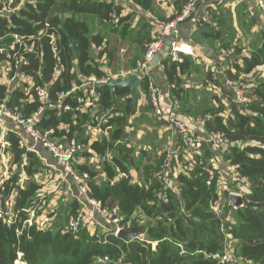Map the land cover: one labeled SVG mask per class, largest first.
<instances>
[{
  "label": "trees",
  "instance_id": "obj_1",
  "mask_svg": "<svg viewBox=\"0 0 264 264\" xmlns=\"http://www.w3.org/2000/svg\"><path fill=\"white\" fill-rule=\"evenodd\" d=\"M132 1L143 10L150 8L151 0ZM16 2L21 4L11 12H4L0 5V63L9 61L13 64V54L21 51L27 65L20 62L16 72L31 79L35 86L45 87L47 90L46 106L37 121L38 127L43 131L54 129L55 136L59 138L75 139L85 144L86 149L76 157L81 163L75 162V168L78 173L88 176V196L103 207H116L118 215L123 218L122 224L129 221L131 230L145 233L146 240L157 242V245L153 251L150 244L138 239L125 242L114 236L108 237L105 242L102 238L90 236L84 227L75 235L66 231L68 215L78 214L79 206L75 201L63 210L65 216L57 214L51 230L40 231L30 227L23 229L17 236L15 226H8L0 220V264H14L19 255L25 264H108L104 262V258H108L110 262L122 258L123 264H215L212 256L222 251L225 234L236 241L234 252L241 264H264V78L257 79L252 85V100L246 106L237 104L233 101L234 96L223 92L229 101L230 115L227 117L224 115L226 108L222 98H208V93L202 90L203 97L198 102L193 94L194 89L184 88L185 78L193 71L200 72L191 58L184 57L181 63L170 60L162 63L168 84L174 85L170 97L179 107L177 115L193 118L199 115L204 118L207 115L208 119H204L206 135L211 132L224 133L230 142L228 149L220 155L222 163L233 167L239 177L246 179L244 184L247 193L243 195V207L232 209L227 205L225 208L226 215L231 212V220L225 223L224 234L221 231V221L210 210V204L219 198L216 180L212 185H206V175L198 165L199 160L192 169L185 167L187 175L178 174L175 180L180 193L176 195L165 190L162 183L161 166L165 152L151 158V149L144 150L141 146L136 150V147L130 145L125 127L128 119L135 116L136 112H132L128 89H111L105 85L96 87L97 103L102 110L117 106V113L120 114L113 116L102 126L103 129L111 127L109 140L102 138L89 141L86 137L89 125L93 123L89 113L79 111L76 101L78 97L84 98L83 89L76 90L63 99L61 107L69 106L71 111L54 107L56 94L68 93L72 83L79 86L91 76L97 79L107 78L101 64L105 48L97 52L94 50L102 47L104 38L101 32L93 31L91 23L96 21L103 28L109 25L113 31H117L118 26L128 19L121 16L120 7L113 8L104 0ZM113 12L118 17L116 24L109 17ZM213 14L216 15V12ZM214 24H200L202 26H198L193 42H208L213 45L217 41H223L221 25ZM230 30L233 31L232 28ZM14 36L21 39V46L15 43ZM233 40V36L230 40H224L225 43L218 50L224 51ZM240 51L241 49L235 48L234 56H240ZM234 58L223 73L227 80L223 77L220 79L236 81L240 74L247 75L264 66V35L248 56ZM211 75V72H207L206 77L213 85L222 88L223 81L213 80ZM141 89L145 90L144 83ZM121 99H124V104H120ZM2 101L8 108L17 107L26 117L40 108L34 91L26 94L20 88L0 84V103ZM214 101L217 102L216 107L212 105ZM143 118L139 113L133 120L131 126L134 132L139 130L136 122ZM157 122L158 126L165 124L164 121ZM5 124L10 122L5 121ZM14 129L8 128L6 131L5 142L8 146L4 153L10 155V164L15 171L4 181L2 187L6 197L14 195L13 211H20L19 216L24 219L21 210L30 206L40 190L34 178L43 169V161L39 155L28 152L21 146L24 134L22 130ZM117 141L120 142L119 145L116 144ZM151 144L153 145L149 143ZM177 144L178 138L175 146ZM202 150L206 161L219 156L212 153L206 145ZM135 152H138V157H134ZM107 153L111 160L99 162V169L89 162L93 155L101 158ZM144 158H147V164H142ZM181 158L182 156L179 160ZM140 167L142 179L133 184L130 174L132 171H139ZM119 172L128 177L120 178ZM22 174L27 179L21 186ZM164 193L167 195V202L161 200ZM136 211L149 220L147 227L139 225L141 215L132 217Z\"/></svg>",
  "mask_w": 264,
  "mask_h": 264
},
{
  "label": "built area",
  "instance_id": "obj_2",
  "mask_svg": "<svg viewBox=\"0 0 264 264\" xmlns=\"http://www.w3.org/2000/svg\"><path fill=\"white\" fill-rule=\"evenodd\" d=\"M108 4H111L113 8L117 7L122 3H131V0H104ZM205 0H185L182 4L180 10L176 12L169 20L163 22L157 35L150 41L146 47V51L142 58L135 63V66L128 68L127 70L120 71L113 78L126 79L128 77L134 76L140 81L141 84H145V93L147 105L152 109L154 118L160 121H164L165 126L172 131L178 138V144L173 148L169 149L165 153V158L161 166L162 174L161 179L164 184L165 190H170L176 195H179V186H173L174 180L177 178L179 173L186 174L185 167L192 169L198 161V165L201 170L206 175V185L210 186L216 180L217 182V168L216 163L213 158L206 161L202 147L207 146L212 153L219 154L225 152L230 142L224 133L211 132L207 135H202L197 137L194 135L189 123L181 115H177L174 111L173 104L164 103L160 96V93L155 86L154 82L149 78L148 73L153 66H162L165 60H170L172 62L181 63L184 57L191 58L194 62L199 63L200 54L196 50L195 46L191 43L183 40L180 36L179 26L185 22H194L205 25H211L213 22V16L210 11H205V13L200 18H195L197 15V6L199 3H203ZM257 6L264 12V0H256ZM21 4L17 3L16 0H0V5L3 7L4 12H11L18 8ZM110 19L117 21L118 17L115 12L109 15ZM48 27V25H45ZM15 43L22 45V41L18 36H14ZM14 49V47L12 48ZM227 55H231L228 52ZM13 64L9 61H5L6 70L9 74V82L18 81L25 85L23 91L29 94L31 91L35 92L37 101L40 104V108L36 113L31 114L26 117L17 107L8 108L4 101L0 103V128L2 132L5 131L3 125L5 121H8L14 125L17 130H22L25 140H21V144L26 146L28 152L36 153V147L40 146L44 151H46L54 161V167L60 172V181H64L69 178L76 187L78 193L82 197V204L84 205L83 210L77 214V216L68 217L67 230L71 231L74 235L82 227L86 228L90 236H95L99 239L102 238L103 241H107L110 236L118 237L121 230H131L130 222L122 224L123 218L118 215V209L103 207L99 202L91 199L88 196V187L86 181L88 180L87 174H80L75 168L76 157L78 154L86 149L85 144L75 141V139L64 140L55 136L54 129L47 131L41 130L37 121L42 115L44 107L46 106L47 90L45 87L35 86L33 81L27 77L18 74L17 69L20 62L27 65L24 56L21 51H17L13 54ZM215 70V71H214ZM13 76L10 77V74ZM211 73L214 79L221 74L217 69H213ZM109 78L89 77L83 80L82 84L77 86L72 83V88L68 93H57L55 108H61L62 111H71L69 106L61 107L63 99L69 94L74 93L76 90L83 89L85 96L84 98L78 97L76 99L79 104V111L85 112L87 109L90 110V118L92 119V125L88 127V134L92 139H102L105 137L108 139V130L110 127L102 129L103 125H106L108 120L111 119L114 114V107L111 109L103 111L98 102V96L96 94V87L99 85H105ZM234 87V99L239 105H248L252 98L247 96L246 87L238 82V80L230 83ZM8 83V87H9ZM20 85H15L14 87H19ZM12 86H10L11 88ZM21 89V87H19ZM171 88L173 86L171 85ZM237 89V91H236ZM31 98V97H30ZM100 136V137H98ZM98 137V138H96ZM1 150L0 154L5 159L4 150L8 146L7 143H0ZM182 156L181 160L179 157ZM10 155H8V158ZM110 154L107 153L104 157H98L93 155L90 161L96 164V168L99 169V162L110 161ZM25 163V161H24ZM229 167L231 182L236 185L234 190H227V196L225 200H221V195L219 198L210 204V210H212L216 218L221 221V231L225 234V223L231 220L230 213L226 215L225 219L222 218L226 206L228 205V196L236 195L243 198V195L247 193L245 190L246 182L245 178L239 177L235 169L226 164ZM24 175L22 174V179H20V184L24 182ZM120 178H127L128 175L119 172ZM51 178V176L49 177ZM139 182V180H134L132 183ZM4 181L0 178V220L8 225L15 226V234L19 236L23 229L30 227H35L37 230L46 231L51 230L53 227V220L56 217L54 209L49 208V202L44 190L38 191L37 195L27 209H22L21 212L24 214L25 218L22 219L19 216V212L13 211V199L14 195L6 197L3 192ZM242 184V186H241ZM56 188L52 190V193L59 188L58 185H54ZM244 192V194H243ZM58 198V197H57ZM161 200L167 202V195L164 193L161 195ZM89 206V210L87 207ZM229 206V205H228ZM141 239L142 242L150 244L151 250L156 249L157 242L147 241L145 234ZM226 239L232 238L228 234H225ZM228 237V238H227ZM235 241V240H234ZM184 252H182L183 254ZM216 261L215 264H241L240 258L236 255L234 250L228 247V250H222L212 256ZM104 262L108 264H123L122 258H119L115 262H110L108 258H104ZM14 264H25L20 260V255Z\"/></svg>",
  "mask_w": 264,
  "mask_h": 264
},
{
  "label": "rangeland",
  "instance_id": "obj_3",
  "mask_svg": "<svg viewBox=\"0 0 264 264\" xmlns=\"http://www.w3.org/2000/svg\"><path fill=\"white\" fill-rule=\"evenodd\" d=\"M184 1L185 0H178V4H177L178 9L176 12H178V10H180ZM230 2H235V0H227V1L224 0L221 2H219V1L213 2V6H212L213 8H211L212 12H210L211 15L213 16V22L210 26H212L214 23H216L217 25L220 24L221 25V36H223V39L224 40H230L231 36H233L235 39L234 44L232 43L231 45H229L228 48H226L223 51L225 53V55H223L224 58L222 60L223 62H221V63H224L223 65L228 66V67L230 66V62L233 60L232 58L237 57V59H239L240 56H244V55L250 53L253 50V47L260 42L262 35H264V12L261 10V12L263 14V18H261L259 11L257 10V8L254 7L253 4L251 5V9L247 8V7H246V9H243V7H239V11L237 12V15H236L234 20H231V17H229V16H227V18L225 20H222L223 18H221V16H220V14L222 12H224L222 6L226 4V7H228V4ZM237 5L240 6L241 4L238 3ZM154 7L155 6L152 4V0H151L150 8L153 9ZM150 8H148V9H150ZM142 11H144V10L142 9ZM160 11H161V9L158 11L155 8L153 10H150L149 12H151V14L154 17H157V19H158L159 16L164 17L163 12H160ZM214 12H216V15L213 14ZM251 13H252V15H251ZM141 16L142 15H136L135 13L130 14V16H129L130 18H128L127 21H125L121 25L122 28L124 26L126 27V29L123 30V34L125 35L124 39L120 36V34L118 35V34H111L110 32L108 33L107 30L103 29V27L100 24H98L96 21L91 23L93 25V31L95 33L101 32L103 38L105 39L102 47H100L98 49V51L102 48H105V54L101 60V64L103 66L102 71L108 72V74L106 73L107 76H109V77H111L113 75L115 76L116 67L121 62L126 61V60L128 61V57L133 58V56H138V55L144 54L146 51V47H147L148 43L150 41H152L153 37L156 36V33L153 35V33H152L153 31H152V29L149 28V26L146 29L145 25H148V22H147V20H145L144 17H141ZM137 17H141L139 19V22H134V21H137ZM149 18H151V16H149ZM117 21H113V24H116ZM152 21H153V19L150 22H152ZM233 21H235L234 25H233ZM113 24H110V26H112ZM107 26H109V25H107ZM231 28L233 31L230 30ZM145 32H147V36L144 37L141 42L140 41L138 42V40H136V39L138 37H142V34H144ZM224 40L223 41L222 40L217 41L215 44L218 45L220 48L225 43ZM199 44H202V45L207 44L208 45V42H203V43H199ZM121 48L124 49V51H125L123 57L121 56L122 60H120V57L117 56L118 51ZM235 48L241 49L242 52L241 51L240 52L242 54L240 56L239 55L234 56ZM228 52H231V55H227ZM198 62L200 63L198 65L200 72L196 73L195 71H193L189 77H186L184 88L194 89L193 94L196 96L198 102L203 97V95L201 94L202 90H204L205 93H208V95H207L208 98L213 97V96H217L218 98H222L224 107L226 108V111H224V115L228 117L230 115L229 101L223 92L230 93L232 96H234V93H235L234 87H232L230 85V83H233V81L228 80L229 81L228 82L229 85H228L225 80L220 79V77H223V78L226 77L225 75H223V76L218 75L217 78L214 79V76L211 73L212 74L210 76L211 79L217 80V81H223L222 86H221L222 88H220L217 85H213L211 80H209L206 77V74H207V72H211L213 69H216L214 67V65H212L214 63L213 62L212 63L207 62V61L204 62L203 59L198 61ZM206 63H211V65L206 64ZM227 69H225V70H227ZM8 76H9V74H8V71L6 70L5 61L1 62L0 63V84L8 86V83H9V85L12 87H14L17 84V85H20L19 87H21V89H24L25 85L22 83H18V81L17 82L16 81L9 82ZM261 78H264V67H258L253 72H251L250 74H247V75L240 74L237 80L240 84H242L244 87H246L247 96L251 99L252 85L254 86L255 81L257 79L259 80ZM230 87H232V88H230ZM236 91H237V89H236ZM233 101H235V100L233 99ZM177 105H178V103H177ZM212 105L214 107H216L217 102H215V101L212 102ZM118 107H119V105H118ZM119 108H121V107H119ZM177 108H178L177 109V112H178L179 107H177ZM116 109H117V106H116ZM139 109H140V113L144 117L143 120L140 119L139 121L136 122V125L139 128V131L141 133L140 134L141 138L137 139L136 135L133 134L134 133L133 128L128 129V135H129L128 139H129L130 145L136 147V149L140 145H145L148 147L150 146L151 147V150H150V157L151 158H155L158 155L163 154L164 152L166 153L167 150L173 149L175 147V143L177 141L176 135L172 131H170L168 129V127H166L164 124L163 125L160 124L158 126L159 122H157V119L154 118L153 113H152V109L148 108V105L141 106V107H139ZM204 116H205L204 118L200 115L197 116L196 118L183 116V117H185V120L189 123L191 129L194 132V135H198V136L199 135H206L205 129H204V119H206V118L208 119V117H207V115H204ZM85 135H86V137H88L87 133ZM149 143H153V145L152 144L149 145ZM220 155H222V153H219V156L214 157L213 160L215 161L216 168H217V171H216L217 176L216 177H217V182H218V184H217L218 191H219V194L221 195V198H222L221 200H225V197L227 196V190H234V186H236L238 183H240V181H238L236 183V185L231 182L229 167L226 168V165L222 163ZM5 156H6L5 159L2 156H0V178L3 181H5L15 171V168L10 164V159L7 158V155H5ZM137 157H138V155H137ZM78 161H80V160H78ZM142 164H147V158H144L142 160ZM222 164L225 165V167H223ZM225 168H226V172L224 171ZM41 173H42L41 175L39 173L34 178V180L40 186V189L42 188V186L47 185V183H49V181H50V178L49 179L45 178L46 174H47V170L43 169L41 171ZM141 174H142V167L139 168V171H135V179L136 178L142 179ZM20 179H22V175H21ZM26 179L27 178L24 177V181ZM173 182H174L173 186H177L176 180H174ZM241 186H242V184H241ZM244 188L247 191L246 185ZM45 194L47 196V193H45ZM243 194H244V192H243ZM50 195H53V193L49 194L47 196V198ZM53 196H54V200L56 202L59 201V199L57 198V195H53ZM56 202H54V203H53V201L50 202L48 209H54V213L57 216L58 213L56 211H57L58 205H56ZM223 209H224V207L222 208V212H221V213H223L222 217H226V213ZM211 212L214 213L212 210H211ZM59 214H60V216H65L64 213H59ZM140 215L141 214H139L138 211H136L132 217L135 218V217H139ZM69 216H71V215H68V217ZM139 219H140L139 225H142L144 227L148 226V222H149L148 219H146L142 215L140 216ZM223 219H225V218H223ZM55 220H56V217L53 220V224H54ZM151 222L153 224L155 223V221H151ZM235 245H236V241H234V239H232V238H228V239H225L223 249L228 250V247H229L231 250H234Z\"/></svg>",
  "mask_w": 264,
  "mask_h": 264
},
{
  "label": "crops",
  "instance_id": "obj_4",
  "mask_svg": "<svg viewBox=\"0 0 264 264\" xmlns=\"http://www.w3.org/2000/svg\"><path fill=\"white\" fill-rule=\"evenodd\" d=\"M216 1L221 2V1H224V0H205L203 3L202 2L199 3L198 6H197V15L195 16V18L196 19L197 18H200L205 13V11L212 12L211 11V8H213L212 7L213 6V2H216ZM225 1H227V0H225ZM238 3H240L241 5L238 6L237 5ZM152 4L155 6L153 9L156 8V10H158V11L161 9L160 12H163L164 17L159 16V18L157 19V17H154L151 14V12H149L150 10H153V9L150 8V9H147V10L142 11L141 7L138 6V5H135L132 0H131V3H125V2L122 3L121 2V4H119L117 7H120V9H121L120 10V13H121V16L122 17L130 18L129 17L130 14H134V13L136 15H142L141 17H144L145 20H147V22H148V25H145L146 26V29L149 26V28L152 29V31H153L152 32L153 35L155 33L157 35V33H158L159 29H160L161 24L163 22L169 20L175 14V12L177 11V9H178V7H177L178 0H152ZM252 4L259 11L261 18H263V14L261 12V9H259V7L257 6L256 0H235V2H230L228 4V7H226V4H225V5L222 6L224 12H222L220 14V16H221V18H223L222 20H225L227 18V16L231 17V20H234L235 17H236V15H237V12L239 11V7H243V9H246V7H247V8H250L251 9V5ZM251 15H252V13H251ZM149 16H151V18H149ZM141 17H137V21H134V22H139V19ZM152 19H153V21L150 22ZM234 24H235V21H233V25ZM121 25L118 26V30L117 31H113L112 27H108V26L104 27L103 29L107 30V32L108 33L110 32L111 34H118V35L120 34V36L124 39L125 35L123 34V30H125L126 27L124 26L122 28ZM199 25H200V23H194V22H190V21L181 24L179 26L180 36H181V38L183 40H185V41H187V42H189V43H191L192 45L195 46L196 50L200 54V57H201L200 60L203 59L204 62L205 61L211 62V63L213 62L214 64H212V65H214V67L219 72H221L220 75H223V73L226 71L225 69H227L229 67L228 66H224L223 65L224 63H221V62H223L222 61L223 58H224L223 55H225V53L223 51H221V50H218L219 46L215 44L216 42L213 45H209V43H208V45L207 44L202 45V44L193 42L194 35L196 34ZM146 36H147V32H145L144 34H142V37H138L136 40H138V42L139 41L141 42V39L144 38V37H146ZM234 41H235V39L233 40V44H234ZM94 50L96 52L98 51V49H95V48H94ZM124 53H125V51L122 48L118 51V55L117 56L120 57V60H122V57H123ZM250 53H248V54H246L244 56H248ZM142 55L133 56V58L128 57V61L126 60V61L121 62L116 67V71H115L116 73H115V75L118 74L120 71H124V70H127L128 68L134 67L135 66V63L142 58L141 57ZM103 57H104V55H103ZM232 59H235V58H232ZM236 59H237V57H236ZM238 62H240V61H238ZM211 63H206V64H210L211 65ZM195 64L196 65H199L200 63H196L195 62ZM262 67H264V66H262ZM104 73H107L108 74V72H104ZM148 76L154 82L155 86L157 87V89H158V91L160 93V96L163 99L164 103H166V104H168V103L173 104L174 111L177 112L176 102L173 101L171 99V97H170L171 96L170 91H171L172 88H171V85L168 84V82L166 80V77H165V75L163 73V66H153L150 69V71L148 73ZM91 77H94V76H91ZM107 77H109V76H107ZM111 77L113 78L114 75L111 76ZM225 80H227V79H225ZM228 82L229 81H226V83L229 85ZM141 86H142V84L139 86V92H140L141 98H140V100L138 102L137 109L135 111L136 112V115L135 116H131L128 119L127 126L125 127V135L128 134V129L132 128L131 125L133 123V120H135V117L139 115V113H140L139 107L146 106L147 105L146 93H145V90L143 91L141 89ZM172 86L174 87V85H172ZM230 88H232V87H230ZM129 97H130V93H129ZM120 104H124V99H121L120 100ZM85 112L90 113V110L87 109ZM114 114H115V116L116 115H120V114L117 113L116 107H114ZM3 127L5 129L4 132H2V129L0 128L1 129L0 143H6L5 142V134H6L7 129L8 128H12V129L15 128L12 123L7 124V125L4 123ZM14 130L18 131L17 129H14ZM110 130H111V127L108 130V136L109 137H108L107 140H109V138H110V133H109ZM87 134H88V131H87ZM133 134L136 135L137 139H140L141 138V135H140L141 133H140L139 130L135 131ZM19 135L21 137H23V134L22 133H20ZM98 137H100V136H98ZM98 137H96V138H98ZM88 138H89V141H93L94 140V139L90 138V135L88 136ZM102 138H105V137H102ZM22 139L25 140L26 138L23 137ZM95 140H97V139H95ZM125 141H128V139H125ZM116 144L119 145L120 142L117 141ZM21 146L27 148L26 146H24L22 144H21ZM141 146H143L144 150L145 149L146 150L151 149L150 146L148 147V146H145V145H140V146L137 147V149L139 147H141ZM35 149H36L37 155H39V157L43 161V169L47 170V174H46V177L45 178L46 179L47 178L49 179V177L51 176L49 183H47V185H45V186H42V188L39 191L44 190L45 193H47V196H48L49 194L52 193V190L54 188H56V186H54V185H58V183H60L59 188H57V190L53 194V195H57L59 201L56 202L54 200V196L53 195H50L47 198L49 204L52 201H53V203L56 202V205H58L56 212L57 213H62L63 212L62 211L63 209L68 208L69 205H71L73 202L76 201L78 203V206H79V210L77 212L78 213L81 212L83 210V208H84L83 207L84 205L82 204V197L78 193L76 187L74 186V183L69 178L65 179L64 181H60V178H59L60 172L54 167V161L50 157V155L46 151H44L42 148H40V146H37ZM137 155H138V152H135L134 157H137ZM7 158H8V155H7ZM9 159H10V157H9ZM90 159H89V162L92 163L90 161ZM78 160L76 159V162L81 163V161H78ZM223 167H225V165H223ZM226 168L224 169L225 172H226ZM41 174L42 173L40 172V175ZM130 176H132V181H134L136 179L139 180L138 178L135 179V171H132L131 174H130ZM23 184H24V182H23ZM61 208H62V210H61ZM88 208H89V206L87 207V209Z\"/></svg>",
  "mask_w": 264,
  "mask_h": 264
},
{
  "label": "water",
  "instance_id": "obj_5",
  "mask_svg": "<svg viewBox=\"0 0 264 264\" xmlns=\"http://www.w3.org/2000/svg\"><path fill=\"white\" fill-rule=\"evenodd\" d=\"M105 86L113 89V88H122L128 89L130 93L132 112H135L137 109L138 102L141 98L139 92L140 81L134 77H128L126 79L122 78H109L105 83ZM228 205L232 209H239L243 207L244 200L240 196L229 195L228 196ZM118 237L122 238L125 242H129L134 239H141L143 237L142 233H136L133 230H121L118 234Z\"/></svg>",
  "mask_w": 264,
  "mask_h": 264
}]
</instances>
